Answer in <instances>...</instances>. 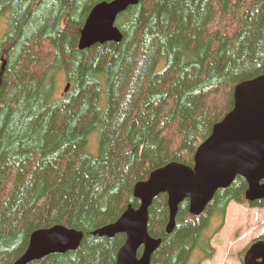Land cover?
Instances as JSON below:
<instances>
[{
    "label": "trees",
    "instance_id": "16d2710c",
    "mask_svg": "<svg viewBox=\"0 0 264 264\" xmlns=\"http://www.w3.org/2000/svg\"><path fill=\"white\" fill-rule=\"evenodd\" d=\"M101 1L111 0H0V264L57 225L83 233L79 248L29 264H115L125 236L93 232L139 207L134 186L154 170L192 168L233 109L235 87L264 74V0H139L117 17L118 42L80 50ZM60 80L68 89L57 97ZM246 190L236 177L199 216L184 200L171 234L158 195L147 229L161 243L150 264H189L196 250L195 264L211 260L230 203L264 209Z\"/></svg>",
    "mask_w": 264,
    "mask_h": 264
},
{
    "label": "water",
    "instance_id": "95a60500",
    "mask_svg": "<svg viewBox=\"0 0 264 264\" xmlns=\"http://www.w3.org/2000/svg\"><path fill=\"white\" fill-rule=\"evenodd\" d=\"M139 0H111L97 3L79 32L78 48L118 42L121 34L115 27L119 15ZM68 86L65 88L67 91ZM233 109L216 125L194 155L193 167L169 163L137 183L133 197L139 207H128L112 224L93 235L111 239L124 235L125 241L116 254L115 264H150L161 240L148 234V209L160 194H166L169 222L166 233L175 227L178 206L189 202V213H204L215 193L228 188L236 177L247 184L248 202L264 199V74L238 84L233 93ZM83 233L64 226L34 231L25 252L13 264H29L79 248ZM141 249V255L137 253ZM243 264H264V241H256L246 251Z\"/></svg>",
    "mask_w": 264,
    "mask_h": 264
},
{
    "label": "rangeland",
    "instance_id": "374dc122",
    "mask_svg": "<svg viewBox=\"0 0 264 264\" xmlns=\"http://www.w3.org/2000/svg\"><path fill=\"white\" fill-rule=\"evenodd\" d=\"M5 30L4 22H0V36ZM65 83L57 82L56 96H63ZM97 134L93 133L89 138L88 152L92 156L97 155ZM228 215L223 228L214 236L211 245L216 247L214 261L209 264H241L245 252L254 241L264 237V209L247 208L236 203L228 206ZM226 210V214H227ZM213 226H216L214 221ZM200 257L196 250L189 262L195 264ZM207 264V263H205Z\"/></svg>",
    "mask_w": 264,
    "mask_h": 264
},
{
    "label": "crops",
    "instance_id": "0c3cea01",
    "mask_svg": "<svg viewBox=\"0 0 264 264\" xmlns=\"http://www.w3.org/2000/svg\"><path fill=\"white\" fill-rule=\"evenodd\" d=\"M227 215H228V211H227ZM215 257H216V256H215ZM214 259H215V258H213V260H214ZM213 260H212V261H213ZM212 261H211V262H212ZM208 263H210V262H207V264H208Z\"/></svg>",
    "mask_w": 264,
    "mask_h": 264
}]
</instances>
